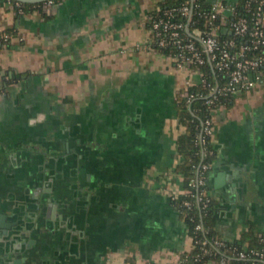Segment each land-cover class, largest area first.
Here are the masks:
<instances>
[{
	"label": "crops",
	"instance_id": "crops-1",
	"mask_svg": "<svg viewBox=\"0 0 264 264\" xmlns=\"http://www.w3.org/2000/svg\"><path fill=\"white\" fill-rule=\"evenodd\" d=\"M162 1L0 0V231L21 228L26 264L173 263L193 248L173 198L189 73L151 44ZM214 122L216 229L264 231V77Z\"/></svg>",
	"mask_w": 264,
	"mask_h": 264
},
{
	"label": "built area",
	"instance_id": "built-area-1",
	"mask_svg": "<svg viewBox=\"0 0 264 264\" xmlns=\"http://www.w3.org/2000/svg\"><path fill=\"white\" fill-rule=\"evenodd\" d=\"M197 1L182 0L178 5L160 8L157 12L153 10L148 22L153 48L165 53L177 67L189 73L186 86L178 92L177 103L182 99L191 103L195 98L203 97L204 104L211 109L212 114L202 120L198 135L200 143L205 145L207 137L213 133L214 108H219L227 97L254 87L264 77V0H246L242 10L238 8L237 0H215L205 28L196 25L193 19ZM20 2L16 0L15 4L22 11ZM193 85L204 88L191 90ZM212 165L213 162L199 164L198 175L191 181L196 191L185 190L190 198L184 199L183 204L189 208L198 204L201 208L195 230L206 231L202 214L211 201L208 177ZM193 242L200 248L194 254L195 259H202L213 252V247L224 244L219 237L211 240L212 245L202 237H195ZM251 252L264 260V247ZM238 255L245 257L247 252L240 250ZM225 262L226 257L222 255L220 258L208 257L203 264ZM152 264L189 263L186 258L173 263Z\"/></svg>",
	"mask_w": 264,
	"mask_h": 264
},
{
	"label": "trees",
	"instance_id": "trees-1",
	"mask_svg": "<svg viewBox=\"0 0 264 264\" xmlns=\"http://www.w3.org/2000/svg\"><path fill=\"white\" fill-rule=\"evenodd\" d=\"M16 2V0H13ZM246 0H237V6L242 10L244 2ZM45 1L40 2H20V6L23 10H29L34 7H38ZM182 0H163L160 7L154 11L157 12L160 8H165L172 5H178ZM213 1L211 0H198L197 6L194 9L193 19L196 20V25L205 28L206 21L210 18V10L212 8ZM217 21V20H216ZM202 85H193L191 90H202ZM225 99L228 102L229 98ZM203 97L195 98L191 103L186 102L184 99L177 103L178 117L183 125V132L177 137V150L180 156L179 162L176 166L178 172L183 176L184 189L182 193H179L174 198V203L177 206L181 217L185 221L189 235L192 240L195 237H202L211 240L215 237L223 239L224 244L221 247H213L211 254L205 255L202 259H195L194 254L200 250L199 245L193 242V248L190 251L182 253L180 259H186L189 264H203L204 260L208 257L214 256L220 258L225 255L226 262L224 264H264V260L258 256L253 255L251 252L253 249H260L264 247V231L257 230L253 222H249L248 226L242 230L240 235L233 239L223 237L216 229L217 216L215 212V198L211 195V201L203 210L202 222L206 231L195 230L196 223L200 220L199 211L201 208L199 205H193L187 207L183 204L184 199L190 198L185 194V190H195L191 184L198 175V165L205 162H213L217 150L213 143L212 135L207 137V142L202 145L199 141V133L201 128V122L207 116L212 114L211 109L207 107L203 102ZM224 102V103H225ZM194 214L196 216H194ZM240 250H245L247 255L245 257H239ZM128 264H137L134 260L130 259ZM145 264H152V262H146Z\"/></svg>",
	"mask_w": 264,
	"mask_h": 264
},
{
	"label": "water",
	"instance_id": "water-1",
	"mask_svg": "<svg viewBox=\"0 0 264 264\" xmlns=\"http://www.w3.org/2000/svg\"><path fill=\"white\" fill-rule=\"evenodd\" d=\"M19 1H22V2H40V1H46V0H19ZM38 204L43 209V206L40 205V203H38ZM47 207H48V210L52 209L53 200L49 199ZM48 212H47V218L50 216ZM60 217H61V215H60ZM51 222H52L51 218H48L46 220V222H44V225L40 224V221H39L38 224L36 225V228H38L40 231H42L44 227L54 228V225L50 224ZM15 225H16V222H15ZM7 227L9 228V225H7ZM8 228L6 229L4 227L0 231V238H1L0 239V262H1V264H26V262L30 263L31 259L33 258L31 255H34L31 253V251H32L31 245H29V244L23 245L22 241H14L11 243L14 235L17 239L18 235L22 231L21 228H17V229L15 228L14 229L15 231H13V232L8 231ZM18 255H20V256H18Z\"/></svg>",
	"mask_w": 264,
	"mask_h": 264
},
{
	"label": "rangeland",
	"instance_id": "rangeland-1",
	"mask_svg": "<svg viewBox=\"0 0 264 264\" xmlns=\"http://www.w3.org/2000/svg\"><path fill=\"white\" fill-rule=\"evenodd\" d=\"M224 11H226V10H224ZM253 88V87H252ZM252 88H250V89H252ZM249 89V90H250ZM220 108V107H219ZM219 108H214V112H216ZM212 128H213V133H212V138H213V136H214V132H215V128H216V125H215V122L213 123V126H212ZM191 240H192V238H191ZM193 241V240H192ZM193 244V243H192Z\"/></svg>",
	"mask_w": 264,
	"mask_h": 264
}]
</instances>
